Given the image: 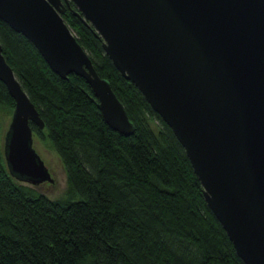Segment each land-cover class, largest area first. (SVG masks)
<instances>
[{
  "label": "water",
  "instance_id": "obj_1",
  "mask_svg": "<svg viewBox=\"0 0 264 264\" xmlns=\"http://www.w3.org/2000/svg\"><path fill=\"white\" fill-rule=\"evenodd\" d=\"M71 1L115 68L171 127L236 254L245 264H264V0ZM64 10L62 0H0V18L59 76L83 77L110 127L133 133ZM0 81L14 100L2 145L8 171L31 185L52 182L29 124L42 128L44 121L1 44Z\"/></svg>",
  "mask_w": 264,
  "mask_h": 264
},
{
  "label": "trees",
  "instance_id": "obj_2",
  "mask_svg": "<svg viewBox=\"0 0 264 264\" xmlns=\"http://www.w3.org/2000/svg\"><path fill=\"white\" fill-rule=\"evenodd\" d=\"M61 13L134 124L124 135L103 119L83 77H61L21 32L0 18L6 61L39 111L35 134L59 155L62 195L10 174L0 127V264H245L208 206L171 127L104 52L71 0ZM0 105L14 100L0 81Z\"/></svg>",
  "mask_w": 264,
  "mask_h": 264
},
{
  "label": "rangeland",
  "instance_id": "obj_3",
  "mask_svg": "<svg viewBox=\"0 0 264 264\" xmlns=\"http://www.w3.org/2000/svg\"><path fill=\"white\" fill-rule=\"evenodd\" d=\"M10 116V111H4L3 107L0 105V127L2 145L3 138L9 124ZM33 146L43 158L54 179L52 182L44 181L37 185H30L45 193L49 197L62 195L66 187V172L59 155L55 152V150H53L49 146H46L35 134L33 135Z\"/></svg>",
  "mask_w": 264,
  "mask_h": 264
}]
</instances>
